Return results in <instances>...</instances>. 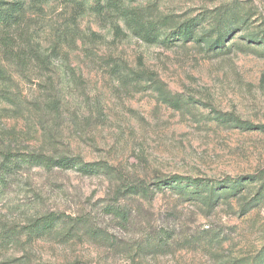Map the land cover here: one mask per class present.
I'll return each instance as SVG.
<instances>
[{
  "label": "rangeland",
  "instance_id": "1",
  "mask_svg": "<svg viewBox=\"0 0 264 264\" xmlns=\"http://www.w3.org/2000/svg\"><path fill=\"white\" fill-rule=\"evenodd\" d=\"M4 1L21 13L13 36L28 64L0 49V151L75 165H11L0 180V228L50 211L76 221L0 243V264H263L264 127L255 126H264V0H119L168 19L152 43L110 0ZM233 15L244 23L235 18L231 30L223 17ZM184 178L214 183L219 197L191 199ZM229 180L242 184L234 194ZM141 183L149 194L125 189ZM113 206L128 209V221Z\"/></svg>",
  "mask_w": 264,
  "mask_h": 264
},
{
  "label": "trees",
  "instance_id": "2",
  "mask_svg": "<svg viewBox=\"0 0 264 264\" xmlns=\"http://www.w3.org/2000/svg\"><path fill=\"white\" fill-rule=\"evenodd\" d=\"M99 3V0H96ZM17 4H10L8 2H5L4 0H0V49L2 51V54L4 56V59L11 60L14 59L17 65H27L28 61L22 60L21 56L24 55V52L26 51L25 48L18 47L15 42V37L13 36L14 27L19 23L21 13L16 12L17 11ZM97 5L96 7H98ZM108 6L116 12L126 24L127 27L131 28L132 31L136 34H138L144 41L146 42H155L159 35H160V29L168 24V19L164 18L160 23H156L152 20H149L145 17L143 10L140 9H132L127 8L122 5V3L119 0H110L108 2ZM240 17L242 19V15H236L232 16L229 19L226 18V16L223 17L226 24L229 25L230 29H233L234 19ZM240 23H244V20L242 19ZM115 33L118 35L123 34L122 30L118 27H114ZM185 33L186 35L191 36L190 29H188V25H185ZM219 37L216 36V39L213 40L212 44L217 45L218 44ZM246 41L248 43L253 42V36L248 35L246 36ZM217 47V46H216ZM7 70L0 65V79L7 78ZM155 88L158 91L159 95L161 96L162 100L167 102L169 105L179 108L181 105L180 98L173 97L169 95L165 90L162 89L160 84H155ZM4 99L8 101H12V98L8 94H2ZM227 114H222L221 117L225 116ZM220 116V115H219ZM229 120H233L235 123H238L240 125H248L251 124L246 121H239L237 118H233L231 116L228 117ZM219 120H227L224 118H217ZM254 127V126H253ZM264 126H255V129H260ZM1 156V162H0V180L3 179V176L5 175V172L11 167V165L20 166L23 163H30L34 161L35 159L40 160L41 163H43L44 167L47 170L53 169L54 167L58 168H65L75 165V161H73L72 158H68L66 156H60L57 158H54L52 156H48L45 154H34V153H13L11 151H0ZM99 164L93 163V164H86L81 163L79 169H82L84 171H97L99 168ZM183 178H172V179H166L165 185L173 186V184H178L177 180H181ZM187 180L186 184V195H188L191 199L195 200H205L209 203L214 202V200L219 197L220 194H217V188L214 185V183L209 182L205 184L202 180H199L197 178H184ZM240 186H242L241 182L238 181H228L227 184L224 185V188L230 189L229 193L234 194L235 192L240 189ZM126 191H141L145 195L149 194L148 187L144 184H129L126 186ZM202 195V193H204ZM113 212L114 215L118 218L122 219V221H128L129 219V210L123 209L121 207H114L113 206ZM246 211V210H245ZM67 219L70 223L73 224V222L76 221V219L72 218L71 216H65L62 213L58 212H47L39 217L34 218L30 223H28L26 226H23L21 228H17L16 226H5L0 228V243L4 245H13L18 244L22 241L23 234L26 237V240L34 239L35 237L42 236L47 232H50L60 219ZM69 233V232H68ZM264 264V260L262 262Z\"/></svg>",
  "mask_w": 264,
  "mask_h": 264
}]
</instances>
